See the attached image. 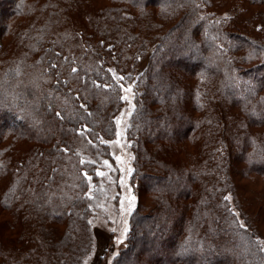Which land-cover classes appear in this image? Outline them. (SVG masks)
I'll use <instances>...</instances> for the list:
<instances>
[{"label": "trees", "instance_id": "16d2710c", "mask_svg": "<svg viewBox=\"0 0 264 264\" xmlns=\"http://www.w3.org/2000/svg\"><path fill=\"white\" fill-rule=\"evenodd\" d=\"M123 1L86 11L83 20L69 24L60 0H0V37L19 40V50L5 65L0 55V181L7 182L0 194L7 208L24 213V240L32 242L30 249L6 251L3 264L83 258L90 225L87 179L96 167L79 159L80 149L91 156L108 154L101 141L110 135V116L122 104L121 80L113 73L128 78L137 58L146 59V66L138 70L142 93L131 125L134 173L152 205L133 211L126 247L115 264H264V240L237 219L226 196L236 160L246 163L244 174L264 178V144L256 145L259 156L248 153L256 139L239 115L197 120L193 109L181 105L191 98L186 74L215 70L225 79L226 92L256 113L248 118L264 124V47L245 32L215 23L217 0ZM125 4L140 20L123 9ZM247 7L240 14L264 30V10ZM25 10L36 16L22 25ZM202 24L211 40L201 35ZM197 55L199 61L190 62ZM195 129L200 150L188 153L187 164L171 160L170 152ZM15 131L30 132L26 139L35 142L22 159L9 151ZM79 132L97 144L95 149L79 145ZM221 144L223 166L213 146ZM52 221L66 224L62 235L46 224Z\"/></svg>", "mask_w": 264, "mask_h": 264}, {"label": "rangeland", "instance_id": "374dc122", "mask_svg": "<svg viewBox=\"0 0 264 264\" xmlns=\"http://www.w3.org/2000/svg\"><path fill=\"white\" fill-rule=\"evenodd\" d=\"M112 1L115 0H60L59 4L62 3L61 11L63 18L71 24L72 21L76 22L77 20H83L86 11L94 12L96 8L103 4L115 3ZM218 1L220 6H218V12L214 14L217 18L215 23H221L222 25L238 29L243 33L245 32L246 34L244 35L246 37L253 36L252 38L254 41L257 42L258 45L264 47V30L260 29L262 27L260 25H257L256 28L252 27L250 25L251 21L245 20L247 18L240 14V10H247V5H250L252 8L255 7L264 10V3L251 4L252 1L248 0H217V2ZM122 3L126 2L123 1ZM125 5L123 9H128V14H130V16L137 15V19L140 20L138 13L134 12L133 8L129 5ZM37 9L38 12L39 8ZM155 9L156 11H162L160 8ZM26 12L27 10L23 11V16L20 18L22 25L27 24L29 20H32V17L34 18L36 16V14H25ZM34 12L36 13V11L32 13ZM176 20L177 19L170 21L168 24L169 26L166 25V28H170L171 22L174 23ZM208 20L211 21L210 18ZM202 28L203 31L200 33L205 36L204 33H206V30L203 24ZM205 37L211 40L210 35H206ZM18 44L19 40L17 39V35L10 41L4 36L0 37V55L4 65L12 58V53L19 50ZM199 59L200 56L197 55L193 57L190 62L197 63ZM145 60L146 59L137 58V61L134 62L137 68H135L131 76L120 82V87L123 85V88L121 87L120 98L127 96L128 100L121 99L122 104L118 106L117 113L114 116H110L112 121V127L109 132L110 135L108 137L106 136L101 141L108 147V154L100 157L91 156L90 152L80 149L79 159L91 160L96 167L95 173H88V177H91V179H87L89 188L86 196L89 202L88 222L90 223L89 231L87 232L88 250L83 258L81 257L78 259L77 263H71L70 260H62L59 264H115V258L120 255L126 247V239L132 226L131 216L133 211L138 205H143L146 211L150 210L148 208H150V204L152 205L151 196L147 191L143 192L141 191V187L139 188L136 186L134 169L137 166V161L135 160L131 139L134 132L131 127L132 120L137 112V97L139 95V101L142 93V88L139 86L140 84L138 82V77L142 73H138V70L146 66L144 64ZM143 69H145V67H143ZM57 70L60 71L61 69ZM186 78L189 80V84H186L185 87L186 91L190 92L188 94H190L191 98L187 96L184 97L181 105L186 109H193L194 117L197 120H200L204 116H207V118L210 116L212 119L224 117V119L227 118L228 120L230 116L235 115L238 117L239 115V119L243 121V124L244 121L249 123L248 126L250 127L245 125L246 129L249 128V132H246L251 133L256 139L254 143L253 140L251 141L247 149H250L248 153H255V156H259V154L256 153V145L258 143L264 144V124L256 125L251 118H248V116H254L256 113H252L246 107L244 104L245 102H243L244 99H240V102L237 103L233 94L229 91L226 92L224 88L225 79L215 70H208L206 73L197 72V74L193 76L186 74ZM255 85L256 83H252L253 87H255ZM129 86H131V92L124 91V89ZM205 91L209 96L203 97L202 94H204ZM194 103L195 105L193 106ZM133 105L135 106L134 109L132 107ZM130 112L131 115H129ZM226 113L230 116L227 117ZM117 120H120L121 123L117 124ZM79 130H82L81 127ZM198 131L199 130L193 131L189 136L185 137V139H181V141L177 143L178 146L170 152L171 160L182 164L190 162L188 153L192 150L194 153L198 152L202 146V141L196 139ZM118 132L120 133L119 136H117ZM28 134H30V132L20 133L15 131L10 135L14 140L10 144L9 151L14 152L15 157L22 159V157L28 155L35 146L33 140L26 139ZM194 134L196 136L195 139L192 140ZM80 136L81 137H78L81 142L79 144L80 146L88 150L95 149L93 147L97 144L90 143V141L85 138V134H80ZM258 139H260V141H258ZM116 141H119V143H116ZM213 146L223 166L225 160L222 159V157L225 153L223 151L225 150V146L223 144ZM230 148H232L231 145ZM116 157H120V160H117ZM104 161H108L111 167L105 166ZM245 166L246 163L244 160H236L231 163L228 174L233 180V186L226 191V196H229L232 200V208L235 210L237 219L248 225V230H255L257 235L264 240V178H260L258 174L252 172L244 174L242 167ZM129 169H131V172H129ZM97 172H101L104 175H97ZM3 180L6 182L8 179L5 178ZM6 183L0 181V188L4 187ZM233 196L235 197V204L233 203ZM132 197H135V200L130 202ZM6 204L9 203H7L0 194V242L3 249V254L0 253V264L4 263V258H6L4 254L6 251H18L20 249L26 250L32 248V242L24 240V232H26L28 226V223L24 220V213L17 212L14 206L7 208L8 206H6ZM129 209H131L130 212ZM46 224L56 228L60 235L65 232L67 227L66 224H56L54 221ZM125 229H127V231H125ZM215 263L220 264L221 262L215 261Z\"/></svg>", "mask_w": 264, "mask_h": 264}, {"label": "snow or ice", "instance_id": "6c2138e0", "mask_svg": "<svg viewBox=\"0 0 264 264\" xmlns=\"http://www.w3.org/2000/svg\"><path fill=\"white\" fill-rule=\"evenodd\" d=\"M55 65H53V67H54ZM72 71L73 72H75V71H77V69H72ZM109 71H112V70H109ZM113 76H114V78H116V79H118V80H123V79H125L124 77H115V74L113 73ZM97 87H100V85H97ZM121 87L123 88V85H121ZM131 86H129L128 88H126V89H124V91H126V92H131ZM121 99L122 100H128V97L127 96H123V97H121ZM0 103H3V101H0ZM81 107H84V105H81ZM133 107V109H134V105L132 106ZM57 115L59 116L60 114L59 113H57ZM129 115H131V112L129 113ZM119 123H121V121L120 120H117V124H119ZM81 135H83V132H81L80 133ZM120 135V133L118 132L117 133V136H119ZM90 143H91V141H90ZM116 143H119V141H116ZM116 159L117 160H120V157H116ZM81 163H84V161H81ZM104 165L105 166H108V167H111V165H109V163H108V161H104ZM129 172H131V169H129ZM87 174L85 173V176H86ZM97 175H104L103 173H101V172H97ZM88 179L90 180L91 179V177H88ZM225 199H229V197H225ZM135 200V197H132L131 198V201L130 202H132V201H134ZM131 211V209H129V212ZM240 227H245L243 224H241L240 225ZM125 231H127V229H125ZM121 243H122V241H121ZM261 251H264V248H262L261 249Z\"/></svg>", "mask_w": 264, "mask_h": 264}]
</instances>
